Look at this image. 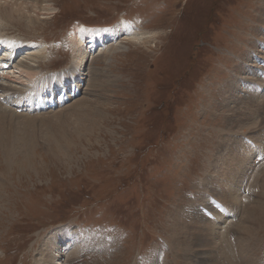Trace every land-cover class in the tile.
<instances>
[{
    "label": "rangeland",
    "instance_id": "obj_1",
    "mask_svg": "<svg viewBox=\"0 0 264 264\" xmlns=\"http://www.w3.org/2000/svg\"><path fill=\"white\" fill-rule=\"evenodd\" d=\"M81 30L87 41L99 31L105 41L86 46L78 65ZM76 68L78 83L68 74ZM29 70L47 77L41 88L67 72L72 91H44L42 108L4 105L37 124L15 120L31 141L0 152V264L213 263L196 233L218 223V248L225 227L240 231L246 216L217 195L228 178L219 164L236 140L253 151L241 163L237 203L264 206V143L254 137L264 135L263 115L252 112L264 103V0H0V76L31 89ZM89 103L97 116L79 127L75 115ZM236 110L251 118L232 129ZM60 117L66 133L44 126ZM251 173L260 192L246 189ZM212 202L221 214L205 209ZM202 212L210 220L198 224ZM263 222L253 237L264 258ZM217 251L213 260L225 263Z\"/></svg>",
    "mask_w": 264,
    "mask_h": 264
},
{
    "label": "bare ground",
    "instance_id": "obj_2",
    "mask_svg": "<svg viewBox=\"0 0 264 264\" xmlns=\"http://www.w3.org/2000/svg\"><path fill=\"white\" fill-rule=\"evenodd\" d=\"M121 28H124V26L121 25ZM84 29V28H83ZM91 29V28H90ZM89 30V29H88ZM92 30V29H91ZM102 30V29H101ZM103 31V30H102ZM122 31V30H121ZM83 30L80 31L79 35L75 38L76 41H77V44L74 45L76 46V48L74 49V53L77 54V56H79L80 58V62L78 65H82V63L84 62V59H85V55L87 54V50H86V46L87 48H89L90 50L91 49H95L94 47H96L98 45V42H100L101 40H103L102 42L105 41L104 39V34L101 33V31L99 32H93L94 34H92L91 36H89V39L87 41V36L85 35V33H82ZM108 38V37H107ZM131 38V37H130ZM128 37H125L124 39L128 41V43H135L136 40L133 39L131 40ZM94 39V40H93ZM122 40V41H125V40ZM156 39V38H155ZM135 40V41H134ZM112 41V39L110 40ZM109 41V42H110ZM121 41V42H122ZM139 41V40H138ZM102 46V45H101ZM19 51H16V53H19ZM15 53V52H14ZM13 53V54H14ZM12 52H11V55L10 57H8L7 59L9 61H12ZM6 55L7 57V54H4ZM17 55V54H16ZM9 56V55H8ZM3 58V57H2ZM5 58V57H4ZM15 59V58H14ZM13 59V60H14ZM79 60V59H78ZM4 62L6 63L7 61L4 60ZM25 62V61H24ZM9 63V62H8ZM78 63V62H77ZM3 67V64H1ZM6 66V65H4ZM11 67V66H10ZM9 67V68H10ZM4 68V67H3ZM6 68V67H5ZM8 68V69H9ZM72 68V67H71ZM74 68V67H73ZM80 69V68H79ZM77 70L76 69H72L71 71H69V78L71 80L77 81V83L80 81V79H77V77H73V75H75V71ZM4 71V70H3ZM10 71V70H9ZM7 71V72H9ZM26 73V72H25ZM81 73V72H80ZM27 74L28 76L32 78H34L33 80V87L31 89H28L27 86H24V88H17L12 86V85H9V83H12V82H15V80H13L11 77H8V76H0V78H5L7 80V83H0V90L1 91H5L6 92V95L7 98L5 97V95H1L0 96V152L3 151V152H9V153H13V152H16V149H13L11 150L12 148H10L12 145H27L30 141H31V137H25L24 134H21V133H16L15 130L13 129V122L16 120V121H29V122H33L34 124H37V120L36 118L35 119H32V120H23V119H19V118H14L12 115H11V112L7 109V107H5L4 105H8V106H15L17 107V109L19 110L18 107L21 106L22 102L23 103H26L27 106H29L30 108L34 109L36 108H42V103H43V98L45 97L44 94H42L44 91H49L50 92V96H55L56 93H59V94H63V93H66L68 94L69 92L71 93L72 90H70L69 92H67L68 89H64L67 85V83L70 81H67V78L64 77L65 74H67V72H64V73H61L63 75V77L61 78V80H57L56 79V76H53L51 78H48V82H49V85L47 84L46 88H41L44 84V80L47 78V77H37L35 76L36 74L34 73L33 70H29L27 71ZM60 74V75H61ZM2 75V74H1ZM6 75V74H5ZM11 75V74H10ZM14 75V74H13ZM27 76V77H28ZM263 77H261V80H264L262 79ZM99 80V79H98ZM17 82V81H16ZM64 85V87L61 88V86ZM45 86V85H44ZM49 86V87H48ZM93 86V85H92ZM60 87V88H59ZM232 89H233V86H232ZM76 91V90H75ZM31 93H34V94H31ZM232 95V93H231ZM255 95V94H254ZM233 97V96H232ZM1 98L3 100H1ZM250 98V97H248ZM254 98V97H253ZM13 99V101L11 100ZM243 99V98H242ZM241 99V100H242ZM233 100V98H232ZM248 100V99H246ZM254 99H252L253 101ZM264 100V99H263ZM4 101L5 104H2ZM2 102V103H1ZM232 102V101H230ZM255 102V101H254ZM19 105V106H17ZM83 105H86V104H83ZM96 105V106H95ZM240 105V104H239ZM244 105V104H243ZM248 105V104H247ZM99 105L97 104H93V103H89L87 106H86V112L85 110H83L82 113H78L79 115H75V118L79 121V127H82L80 126L82 123L86 122H90L92 116H97V108H98ZM238 106V105H236ZM235 106V107H236ZM250 106V105H249ZM242 108V107H241ZM240 108V109H241ZM12 109V108H10ZM84 109V108H83ZM235 109V108H234ZM243 110V109H242ZM238 110L232 112L233 113V117L231 119L228 120V125H230V127L233 129V127H236L237 125H240L242 126V124L244 122H246L249 118H251L250 116L248 117H245V112H241L240 115L238 114L237 112ZM262 111V112H261ZM38 112V111H37ZM36 112V113H37ZM256 116V114L259 116V115H263L262 117V123H264V103L263 105L260 107H258L256 110L252 111ZM67 113V112H66ZM71 113H69L70 115ZM34 115V113H33ZM67 114V116H69ZM249 115V113H248ZM38 116V115H37ZM40 116V115H39ZM63 116V115H62ZM65 116V117H67ZM254 116V117H255ZM29 117V116H28ZM63 118V117H62ZM71 118V116H70ZM253 118V117H252ZM73 119V118H72ZM101 119V118H100ZM247 119V120H246ZM256 119V117H255ZM64 120V119H63ZM67 120H70V119H67ZM95 120V119H94ZM246 120V121H245ZM250 120V119H249ZM62 119L60 117L59 120L57 121H54V122H49V123H44V126L49 129L51 128V131L56 129V128H60V123H61ZM72 121V120H71ZM74 121V120H73ZM93 121V120H92ZM254 121V120H253ZM28 122V123H29ZM68 122V121H67ZM260 121H258L257 123H259ZM27 123V122H26ZM77 123V122H76ZM254 123V122H253ZM68 124V123H67ZM63 125V123H62ZM88 125V124H87ZM253 125V124H252ZM255 125V124H254ZM258 125V124H257ZM260 125V124H259ZM258 125V126H259ZM244 126V124H243ZM247 126H248V123H247ZM264 126V125H263ZM65 127H66V124H65ZM71 127V125H70ZM246 127V126H245ZM251 127V126H249ZM262 127V126H261ZM74 128V126L72 127ZM247 128V127H246ZM264 128V127H263ZM42 129V128H41ZM64 133L67 132V130L63 127V128H60ZM235 129V128H234ZM77 130V129H76ZM81 130V129H80ZM75 131V130H73ZM260 131V130H259ZM262 132V131H261ZM76 133V132H74ZM237 134V133H236ZM22 135V136H21ZM19 136V137H18ZM263 132H262V135L261 133L259 135H256L254 136L257 140H258V143L261 144V146H263V143H264V140L262 139L263 137ZM17 137V138H15ZM56 137V136H55ZM62 138V137H61ZM65 138V137H64ZM60 140V139H59ZM235 140V139H234ZM238 141L237 145L234 146L233 148L230 149L229 151V156L230 158L228 160H225L224 162L222 161L219 166H220V169L223 170V168L225 169V174L227 175L228 178H226L224 180V183H218L219 185H221V190H217V195L221 198V201L224 203V205L226 204L229 209L232 211V212H235V213H240V211L242 212L243 209H245L244 213L246 214L245 218H244V221L243 223H241V225L239 226V229L240 231H238V228L236 229H233L235 228L234 225H228L227 227H225V230L223 232V236H222V241L220 242L219 244V247H215V245L217 246L218 245V240L216 239V236L215 234L216 231H215V228H217L218 226V223H214V224H208L209 227H205L206 228H202L201 230H199L197 233H196V236H195V243L198 245V246H205L206 248L210 247V250L212 249V252L209 251L210 253L209 256L211 259V261L213 263H210V264H216L215 261H217L216 259L213 260L215 258V256L211 253H214L216 254V252H218L217 250L219 249L221 256L224 255V261L225 263L223 264H264V258L261 257L259 254H257L258 251L262 250L260 249V247H258V244L256 243V241L254 240V234L257 233L260 229V227H262L263 225L261 224L262 219L264 220V206H260V205H257V204H253V205H247L246 204L244 205V200L241 199L242 201H239L237 203V198L240 197L241 195V191H243V186H241L240 183V173L242 174V172L245 170H247V168L245 167V169H243L241 167V163L245 160V164L246 162L249 160V157L253 154L251 150H248L247 148H244L243 146V143H242V139L241 141L239 140H236ZM234 141V142H236ZM263 141V142H262ZM241 142V143H240ZM240 143V144H239ZM58 144V143H57ZM67 144V143H66ZM74 144V143H73ZM232 145V144H231ZM243 145V146H242ZM13 147V146H12ZM17 147V146H16ZM59 147V146H58ZM260 147V146H259ZM14 148V147H13ZM25 148V146H24ZM256 149V148H255ZM10 150V151H9ZM2 152V153H3ZM29 153V152H28ZM221 156V155H220ZM222 157V156H221ZM220 160V159H219ZM264 164V163H263ZM231 166V167H230ZM219 168V167H218ZM222 173L224 171H221ZM212 175V174H211ZM255 175L254 173L252 174L251 173V180L252 181V176ZM234 176V177H233ZM256 176H259V175H256ZM212 177V176H211ZM211 177H208L207 180H209V178ZM225 177V176H224ZM257 178V177H255ZM264 178V177H263ZM215 179V178H214ZM217 179V178H216ZM259 178L256 179V181L258 180ZM222 181V180H221ZM225 181H227V184H225ZM264 181V180H263ZM214 182V181H213ZM242 182V181H241ZM250 183V186L248 187V184L246 185V189H250V187L254 190L253 193L256 192L257 190V187L256 185H259L258 183L256 184V182H254V180L252 182H249ZM262 183V182H261ZM206 184V181L203 182V187L204 185ZM255 184V185H254ZM261 185V184H260ZM206 186V185H205ZM260 187V186H259ZM201 190H203V188L201 187L200 188ZM205 189V188H204ZM256 189V190H255ZM215 190V192H216ZM245 191H249V190H244ZM264 191V190H262ZM261 191V193H262ZM214 192V193H215ZM252 192H249V193H252ZM257 192H260L257 190ZM204 194V193H203ZM206 194V193H205ZM228 195V196H227ZM253 195V194H252ZM252 195L250 194V196L252 197ZM259 195V194H258ZM244 196V195H243ZM242 196V197H243ZM260 196V195H259ZM201 197V196H200ZM250 197V198H251ZM246 197H244L245 199ZM213 199V198H212ZM230 199V200H229ZM249 199V198H247ZM215 200V199H214ZM218 200V199H217ZM220 200V199H219ZM251 201V199H249ZM246 201V200H245ZM249 201V203H250ZM211 202V201H210ZM234 202H236V204H234ZM253 202V201H251ZM255 202V201H254ZM248 203V202H246ZM214 204H216L215 202H212L209 204V206L205 207V209H212L214 210L215 212H219L218 210H220L221 212L222 209H219L217 206L214 207ZM225 205V206H226ZM226 206V207H227ZM227 207V208H228ZM231 207V208H230ZM207 212V211H206ZM209 212V211H208ZM207 212V213H208ZM220 213V212H219ZM181 214V213H180ZM221 214V213H220ZM223 214V213H222ZM223 216V215H222ZM223 219L225 217H220L219 219ZM207 220H210L208 217H207V214H204L203 212L201 213V215L199 217H197V220L196 222L198 224H200L201 222H205ZM218 220V219H217ZM201 221V222H200ZM223 221V220H222ZM248 222V224H247ZM237 223V222H236ZM246 223V224H245ZM264 223V222H263ZM187 226V225H185ZM189 226V225H188ZM200 228V227H199ZM236 230L238 231V235L239 237L236 238ZM182 232V231H181ZM230 233H232V237L229 235ZM68 234V235H67ZM71 234L69 233H66V238H70ZM235 235V236H234ZM230 236V238L228 237ZM58 234H57V237L56 238H53V241L55 243H53V246L54 248H61V245L63 244L62 242H56L58 241ZM192 238V237H191ZM214 239H216L217 241H214ZM60 240V239H59ZM192 241V239H191ZM190 242V241H189ZM191 244V243H190ZM191 246V245H190ZM193 246V245H192ZM189 247V245H188ZM197 247V246H196ZM263 247V246H262ZM53 248V250H54ZM207 248V249H208ZM205 249V248H204ZM59 250V249H58ZM56 250V251H58ZM197 250V248H196ZM231 250L233 251V254L231 253ZM238 250V251H237ZM188 250L186 249V252ZM193 251V250H192ZM238 252L239 254V257L236 259V254L235 252ZM252 253L256 255V261L252 260ZM187 254V253H186ZM193 254V252L191 253ZM206 254V253H204ZM86 255V254H85ZM199 256V255H198ZM217 256V255H216ZM220 256V258H221ZM238 256V255H237ZM48 259H47V262H50L51 261V256L47 255L46 256ZM219 257V256H218ZM196 258V257H195ZM199 258V257H198ZM208 258V257H207ZM236 260V261H235ZM222 260H220L221 262ZM220 262L218 264H220ZM70 264H78V260L77 258H74L72 260H70L69 262ZM190 263V262H189ZM201 264V263H200Z\"/></svg>",
    "mask_w": 264,
    "mask_h": 264
}]
</instances>
